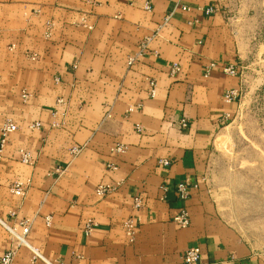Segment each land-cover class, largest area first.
<instances>
[{
	"label": "crops",
	"instance_id": "obj_1",
	"mask_svg": "<svg viewBox=\"0 0 264 264\" xmlns=\"http://www.w3.org/2000/svg\"><path fill=\"white\" fill-rule=\"evenodd\" d=\"M254 3L0 0V146L4 124L19 127L0 161V264L11 251L13 264H186L196 245L199 264H264L208 184L216 159L230 158L227 125L238 109L224 97L240 78L224 68H247L264 47V11ZM210 7L218 11L209 15ZM18 181L25 198L11 192ZM182 183L191 185L186 199ZM100 186L111 192L98 196ZM182 211L188 228L174 221ZM131 218L134 243L123 227ZM23 221L29 246L8 229L21 233Z\"/></svg>",
	"mask_w": 264,
	"mask_h": 264
},
{
	"label": "rangeland",
	"instance_id": "obj_2",
	"mask_svg": "<svg viewBox=\"0 0 264 264\" xmlns=\"http://www.w3.org/2000/svg\"><path fill=\"white\" fill-rule=\"evenodd\" d=\"M264 11V0H254ZM243 95L228 126L230 158H218L209 187L221 214L264 258V47L242 70Z\"/></svg>",
	"mask_w": 264,
	"mask_h": 264
},
{
	"label": "built area",
	"instance_id": "obj_3",
	"mask_svg": "<svg viewBox=\"0 0 264 264\" xmlns=\"http://www.w3.org/2000/svg\"><path fill=\"white\" fill-rule=\"evenodd\" d=\"M145 10L150 12L152 10V6L149 3L145 4ZM184 10L188 11L189 8H185ZM218 10L216 8L210 7L206 10L207 14H214L216 13ZM50 35V32H49ZM147 49V43L142 45V47L140 48L139 53L134 56L131 57L129 59V65L130 67L133 66L134 64H136V62L145 54V51ZM215 65L212 64L210 66V68L214 67ZM245 69L239 65H229L227 67L224 68V73H226L229 76L232 77H239L240 81H241V85L238 88H233L227 91L224 100L227 103H234V102H240L241 97L243 95V88H242V70ZM180 70L179 66L177 64H174V66L172 67V74L175 75L178 71ZM151 85V90H150V96L152 98H154L156 96L157 93V83L156 81H152L150 83ZM24 98L27 99L28 95L24 94ZM227 122V119H225L223 121V124L225 125ZM181 125L183 127L187 126V122L186 120H183L181 122ZM35 128H39L40 125L36 124L34 126ZM19 129L18 125L16 123H14L13 121H7L3 128H2V141H1V146H0V161L2 160V158L4 157V152H5V147H6V143L7 140L9 138V136L14 133L17 132ZM124 148L123 147H117L114 152L117 153H122L124 152ZM82 151L81 147H74L72 152L74 155H78L80 154ZM20 158L22 163L24 164H31L32 162V156L29 152H25L22 151L20 152ZM161 164L167 166L170 164L169 161L163 160L161 162ZM108 168L111 170H116V166L114 164H109ZM190 188L191 185H189L188 183H182L179 184L178 186V195L180 196V198L182 199H186L188 198V196L190 195ZM111 187L110 186H100L97 189V194L100 197H106L110 192H111ZM11 192L12 194L19 196L20 198H25L27 195V191H26V187L24 185L23 182H15V184L13 185V187L11 188ZM143 200L140 197H136L135 198V207L138 209H141L143 207ZM51 217H47L46 221L47 224L50 225L51 224ZM174 221L179 224L182 228H188L191 224L190 222V217H189V213L187 211H182L178 216H176V218L174 219ZM96 226V223L92 220L88 221L86 226H85V234L87 236H89L92 232H93V228ZM124 231L126 233V236L129 240L130 243H134L137 239L138 236V228L136 225V222L134 219H128L124 225ZM20 228H21V233H17V231H15L14 229L8 228L12 234H14L16 236V239L18 240L19 244L25 245V246H29L27 243V237L29 235L30 232V226L28 224L27 221H23L20 223ZM35 258L36 259H40L43 261H46L45 258H43V256L38 252V250H33ZM14 256H15V252L11 251L9 253H7L1 260V264H13L14 262ZM202 257V250L201 247L196 245L194 247H191L190 249L187 250L186 254H185V262L186 264H199L200 260ZM47 262V261H46ZM48 264H53L50 262H47Z\"/></svg>",
	"mask_w": 264,
	"mask_h": 264
}]
</instances>
